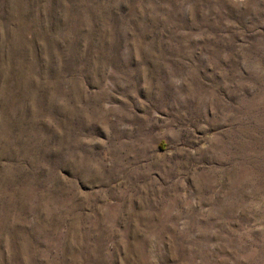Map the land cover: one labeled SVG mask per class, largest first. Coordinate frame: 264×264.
Masks as SVG:
<instances>
[{
  "label": "rangeland",
  "instance_id": "1",
  "mask_svg": "<svg viewBox=\"0 0 264 264\" xmlns=\"http://www.w3.org/2000/svg\"><path fill=\"white\" fill-rule=\"evenodd\" d=\"M0 43V264H264V0H0Z\"/></svg>",
  "mask_w": 264,
  "mask_h": 264
},
{
  "label": "trees",
  "instance_id": "2",
  "mask_svg": "<svg viewBox=\"0 0 264 264\" xmlns=\"http://www.w3.org/2000/svg\"><path fill=\"white\" fill-rule=\"evenodd\" d=\"M7 7V1L5 2V6ZM67 50H63L64 55L70 56L73 59V56H81L85 55L88 45L87 43L79 38L69 39L66 40L65 43L61 40L60 41ZM63 45H57V50L62 51ZM0 46L3 48L5 47L4 44L0 43ZM54 53H50L51 51L45 49L43 51L40 50V53H35L36 59H40V64H44L47 66L48 70H52L57 68L58 70H61L63 68V60H57V57L55 56L58 51L54 49ZM73 52V53H71ZM2 59L4 62V69L2 70L3 74L0 75V244L2 243L1 239L3 240V247H4V255H8L7 247L13 241L11 237V233L7 229L9 225H13V220L18 221V215L16 213H19L17 208H19L20 213L23 209L22 207V199H15V207L12 208L11 202L12 199L7 195V188L9 185V176H8V169L14 167V177L20 178L22 176V170L24 169L21 167V159L26 157L24 155V149L23 147H19L18 145H13L11 142V139L9 138L8 132V126L9 119L7 117V114H5V108L4 105L6 103V100L9 96V93L14 91L12 88L15 86L17 88V81H13L12 75L15 72H11L10 70L12 68H15L14 63V56L10 55L8 51L2 54ZM82 60V59H80ZM75 63V62H73ZM80 65V61L76 63ZM76 65V66H78ZM13 70V69H12ZM50 77V76H49ZM4 86V88H3ZM8 87V88H7ZM14 122H17V119H14ZM7 127V128H6ZM11 127V126H10ZM6 128V129H5ZM5 134V135H4ZM7 134V135H6ZM10 145V146H9ZM37 147V146H36ZM161 147H164L162 144ZM34 164L32 163L31 167ZM36 167V166H35ZM34 174L37 175V178H43L44 174L42 171H40L39 167L37 170L34 171ZM45 178V177H44ZM49 179H53L52 175H49ZM14 202V203H15ZM22 215V213H21ZM12 229V228H9ZM4 236L2 237V232H4Z\"/></svg>",
  "mask_w": 264,
  "mask_h": 264
}]
</instances>
